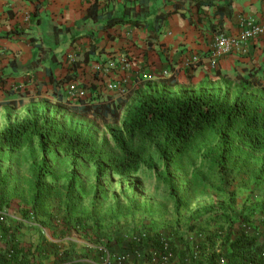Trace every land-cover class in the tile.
Instances as JSON below:
<instances>
[{
  "label": "rangeland",
  "instance_id": "1",
  "mask_svg": "<svg viewBox=\"0 0 264 264\" xmlns=\"http://www.w3.org/2000/svg\"><path fill=\"white\" fill-rule=\"evenodd\" d=\"M109 14L106 13V18ZM199 62L194 60L187 63L190 67H174L139 76L125 85H100L101 82H97L94 93L99 98L95 97L93 102L113 101L115 107L119 105L122 117L132 100L128 97L129 91L143 79L152 80L158 89L172 94L187 88H204L218 97L234 100L242 76L235 72L221 73L217 75L218 80L211 81L208 74L190 73L189 69ZM170 76L171 80H166ZM66 82L63 91L75 88L79 97L87 95L91 98V84ZM11 91H6V98L0 101V130L26 116L50 112L56 114L67 128L92 134L101 146L113 148L109 127L119 128L120 121L103 122L91 114L75 112L71 108L82 106V100H71L64 95H54L55 99L37 98L27 89ZM216 143V139L205 138L177 165L154 153L149 160L151 167L146 166L129 177H104L100 185L97 184L95 164L80 156L43 150L38 139L22 149L0 146V264H17L9 260V249L18 243L15 242L17 238L32 243V246L37 244L33 252L46 256V250L38 251L39 246L48 249L54 247V241L42 236L44 240L36 243L39 232L68 243L65 249L64 245L60 248L61 260L54 253L51 257L46 256L51 258L46 260L48 264L62 261L70 264L82 253L77 247V238L87 247L97 245L98 252L103 249L105 256L115 254L114 248L126 250L129 241L148 231L160 232L168 238L176 237V233L188 241L196 240L215 231L216 226L226 225L222 213L226 210L234 219H237L235 213L248 212L250 220L254 221L248 227L259 225L264 231V153L243 146V151L236 153L228 166L220 168L209 161L207 152ZM45 162L49 172L44 170ZM41 180L50 190H38ZM99 186L106 193H96ZM37 195H40L38 201ZM218 203H228L230 208L217 207L214 211L209 208ZM190 226L199 229L189 231Z\"/></svg>",
  "mask_w": 264,
  "mask_h": 264
},
{
  "label": "crops",
  "instance_id": "2",
  "mask_svg": "<svg viewBox=\"0 0 264 264\" xmlns=\"http://www.w3.org/2000/svg\"><path fill=\"white\" fill-rule=\"evenodd\" d=\"M95 9L97 20L89 15ZM170 11L164 21L163 16L157 18ZM106 13H110L107 18ZM119 17L138 19L141 25L106 27L108 19ZM246 20L264 23V0H0V101L6 91L21 89L37 98L55 99L54 92L63 91L57 86L63 79L76 84L125 85L139 76L190 67L187 63L196 57L200 62L190 73L205 76L220 70L248 77L253 72L262 89L264 36L250 40L244 50L213 56L216 36L239 35ZM84 55L88 58L83 62ZM108 61L115 62L114 67L103 69ZM42 236L54 241V247L39 246L38 251L44 249L46 256L54 253L61 260L60 248L67 241L39 232L35 242L44 240ZM75 241L82 252L77 264H107L97 245L87 247L82 239ZM15 242L14 247L21 248L19 264L49 263L46 260L51 258L44 253L33 252L37 244L19 238ZM114 249L112 258L127 255L122 264H157L142 253ZM257 249L264 254V231L258 234ZM62 263L66 262H57Z\"/></svg>",
  "mask_w": 264,
  "mask_h": 264
},
{
  "label": "trees",
  "instance_id": "3",
  "mask_svg": "<svg viewBox=\"0 0 264 264\" xmlns=\"http://www.w3.org/2000/svg\"><path fill=\"white\" fill-rule=\"evenodd\" d=\"M171 13L173 11L161 13L157 18L163 16L164 21ZM89 15L97 20V9L90 10ZM120 23L141 25L138 19L119 17L108 19L106 27ZM87 58L84 55L82 61H87ZM215 75L207 77L211 81L218 80L217 75H221V71H215ZM171 78L166 80L170 81ZM68 81L71 82L70 79ZM62 82L66 83V80L57 82V86L63 88ZM257 86H261V83L253 72L248 77H241L238 95L230 101L228 97H218L204 88H187L172 94L168 90L158 89L152 80H143L129 91L128 97H132V100L122 117L119 105L115 107L113 101L93 102L98 97L94 93L96 85H92L91 98L87 95L79 97L78 91L73 96L69 88L60 93L56 90V96L82 100V106L70 107L75 112L91 114L103 122H121L119 128L109 127L113 148L101 146L92 134L67 128L56 114L50 112L26 116L6 125L0 130V146L22 149L38 139L43 150L80 156L88 163L95 164L99 184L104 177H129L146 166L151 167L149 160L154 153L177 165L183 157L193 153L205 138H210L216 139L217 143L207 151L209 161L224 168L236 153L243 151V146L264 153V87L261 89ZM43 167L50 171L47 162ZM39 184V191L50 190L44 187L42 180ZM100 191L106 193L103 187H96V193ZM38 198L40 195H37V201ZM217 207L230 208L228 203L209 206L213 211ZM222 213L227 224L216 226L215 231L207 232L193 243L180 235L178 237L176 233V237L168 238L160 232L148 231L134 237L125 249L133 254L142 253L157 264H264V254L257 249L261 227H248V224L254 223L248 212L235 213L237 219L229 210ZM195 229L199 227H189V231ZM60 230L64 232V229ZM19 250L21 248L14 246L9 249L11 262L18 261ZM221 257L225 259L224 262H220Z\"/></svg>",
  "mask_w": 264,
  "mask_h": 264
},
{
  "label": "built area",
  "instance_id": "4",
  "mask_svg": "<svg viewBox=\"0 0 264 264\" xmlns=\"http://www.w3.org/2000/svg\"><path fill=\"white\" fill-rule=\"evenodd\" d=\"M264 36V23L255 22L253 20H246L242 24V31L239 35H226L225 33H220L216 36L214 42L213 56L214 58L233 54L236 51L244 50L246 48V44L252 39H258L259 37ZM196 61L200 60L199 58H195ZM115 65V62L110 61L103 67V69L109 70L112 69ZM125 67L128 64L124 65ZM75 90L70 89L69 93L73 96L75 95ZM103 250V249H102ZM105 258V263L112 264L114 261L116 264H122L127 259V255H119L117 257H111L110 253H107ZM103 258V259H104ZM225 259L223 257L220 258V262H224Z\"/></svg>",
  "mask_w": 264,
  "mask_h": 264
}]
</instances>
